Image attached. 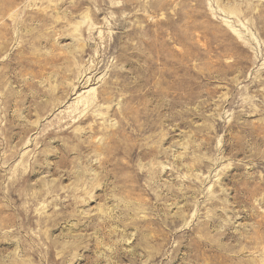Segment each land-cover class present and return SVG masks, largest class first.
<instances>
[{
  "label": "rangeland",
  "instance_id": "obj_1",
  "mask_svg": "<svg viewBox=\"0 0 264 264\" xmlns=\"http://www.w3.org/2000/svg\"><path fill=\"white\" fill-rule=\"evenodd\" d=\"M0 264H264V0H0Z\"/></svg>",
  "mask_w": 264,
  "mask_h": 264
}]
</instances>
